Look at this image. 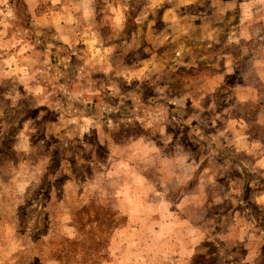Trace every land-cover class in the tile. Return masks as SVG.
<instances>
[{
	"label": "rangeland",
	"instance_id": "rangeland-1",
	"mask_svg": "<svg viewBox=\"0 0 264 264\" xmlns=\"http://www.w3.org/2000/svg\"><path fill=\"white\" fill-rule=\"evenodd\" d=\"M251 203L264 0H0V264H264Z\"/></svg>",
	"mask_w": 264,
	"mask_h": 264
},
{
	"label": "trees",
	"instance_id": "trees-1",
	"mask_svg": "<svg viewBox=\"0 0 264 264\" xmlns=\"http://www.w3.org/2000/svg\"><path fill=\"white\" fill-rule=\"evenodd\" d=\"M250 205H251V206H250L251 209L254 211V212L252 211L253 215H256L255 217H256L257 220H258V216H260L262 213H264V211L258 210L254 203H251ZM254 213H255V214H254Z\"/></svg>",
	"mask_w": 264,
	"mask_h": 264
},
{
	"label": "crops",
	"instance_id": "crops-1",
	"mask_svg": "<svg viewBox=\"0 0 264 264\" xmlns=\"http://www.w3.org/2000/svg\"><path fill=\"white\" fill-rule=\"evenodd\" d=\"M258 220H259V222L261 221L262 222V224H261V222H260V224L264 227V214L263 215H260L259 217H258ZM262 229V228H261ZM262 231H264V229H262ZM245 264H247V263H245ZM249 264H251V263H249ZM252 264H257V262H253Z\"/></svg>",
	"mask_w": 264,
	"mask_h": 264
}]
</instances>
